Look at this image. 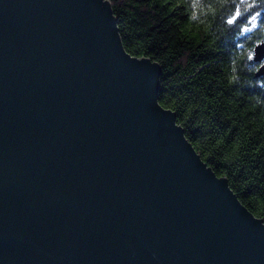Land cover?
Here are the masks:
<instances>
[{
	"label": "water",
	"instance_id": "obj_1",
	"mask_svg": "<svg viewBox=\"0 0 264 264\" xmlns=\"http://www.w3.org/2000/svg\"><path fill=\"white\" fill-rule=\"evenodd\" d=\"M161 75L109 0H0V264H264V220L160 105Z\"/></svg>",
	"mask_w": 264,
	"mask_h": 264
},
{
	"label": "trees",
	"instance_id": "obj_2",
	"mask_svg": "<svg viewBox=\"0 0 264 264\" xmlns=\"http://www.w3.org/2000/svg\"><path fill=\"white\" fill-rule=\"evenodd\" d=\"M109 1L125 50L162 68L160 105L264 220V78L253 60L264 41V0Z\"/></svg>",
	"mask_w": 264,
	"mask_h": 264
},
{
	"label": "rangeland",
	"instance_id": "obj_3",
	"mask_svg": "<svg viewBox=\"0 0 264 264\" xmlns=\"http://www.w3.org/2000/svg\"><path fill=\"white\" fill-rule=\"evenodd\" d=\"M257 21H258L257 18H255V20L252 19V21H251L252 26L250 27V29H253V28L256 27V23H257ZM262 63H264V61H263ZM262 63H256V64L259 65V68H258V69H260V68L262 67V65H263Z\"/></svg>",
	"mask_w": 264,
	"mask_h": 264
},
{
	"label": "flooded vegetation",
	"instance_id": "obj_4",
	"mask_svg": "<svg viewBox=\"0 0 264 264\" xmlns=\"http://www.w3.org/2000/svg\"><path fill=\"white\" fill-rule=\"evenodd\" d=\"M263 65H264V63H262ZM259 69H257V71H258ZM261 78V77H260ZM262 78H264V76H262Z\"/></svg>",
	"mask_w": 264,
	"mask_h": 264
},
{
	"label": "snow or ice",
	"instance_id": "obj_5",
	"mask_svg": "<svg viewBox=\"0 0 264 264\" xmlns=\"http://www.w3.org/2000/svg\"><path fill=\"white\" fill-rule=\"evenodd\" d=\"M253 20H255V17H253Z\"/></svg>",
	"mask_w": 264,
	"mask_h": 264
}]
</instances>
